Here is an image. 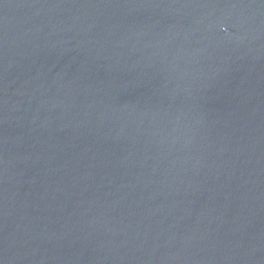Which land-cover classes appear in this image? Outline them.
Returning a JSON list of instances; mask_svg holds the SVG:
<instances>
[{
	"label": "water",
	"instance_id": "1",
	"mask_svg": "<svg viewBox=\"0 0 264 264\" xmlns=\"http://www.w3.org/2000/svg\"><path fill=\"white\" fill-rule=\"evenodd\" d=\"M0 264H264V0H0Z\"/></svg>",
	"mask_w": 264,
	"mask_h": 264
}]
</instances>
